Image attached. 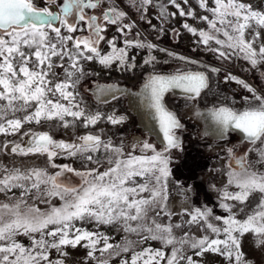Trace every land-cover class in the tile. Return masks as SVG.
Returning a JSON list of instances; mask_svg holds the SVG:
<instances>
[{"label":"snow or ice","instance_id":"obj_1","mask_svg":"<svg viewBox=\"0 0 264 264\" xmlns=\"http://www.w3.org/2000/svg\"><path fill=\"white\" fill-rule=\"evenodd\" d=\"M122 2L40 0L38 4L37 0H0V134L15 135L25 123L58 121L68 128L74 126V121H81L82 126L88 128L101 121L99 112H86L76 99V86L85 75L81 61L95 60L105 67L118 63L124 67L129 47L149 50L155 47L128 39L135 22H127V11L120 7ZM182 2L188 4L189 0ZM197 2L199 8L212 16V19L198 17L211 29L198 32L199 43L209 46L214 41L219 47H209V50L217 53L218 58L242 55L253 68L264 64V8H254L242 0H212L214 6L211 7L209 0ZM128 3L144 19L153 0H128ZM168 3L177 9L167 14L172 18L177 14L196 18L193 11H186L177 0H168ZM160 8L163 21L166 12L163 5ZM108 26L116 27V32L124 38V47L116 46L117 37L106 40ZM183 28L197 35V29L187 23ZM77 32L85 34L77 36ZM102 41L108 44L110 52L102 53ZM178 59L186 64L195 63L185 57ZM154 61L155 57H149L144 63ZM219 71L206 67L203 71L148 77L142 98L148 102L147 107L153 113L151 119L157 122L164 141L162 151H157L147 141L142 143L141 151H151L150 156L129 154L124 158L121 148H114L111 141L105 142L91 133L64 142L54 140L47 133L24 132L23 135L29 136L28 147L14 143L10 148L12 154H42L51 162L62 152L92 162L96 167L80 172L69 165L53 163L51 166L61 171L49 174L44 169L0 166V193L7 195L13 189H21L14 202L0 203V264H64L62 259L53 261L51 251L65 257L68 255L65 249L77 246L87 249V258L96 264H110L112 258L129 253L120 264H199L193 256L202 257L205 253L220 255L228 264H247L241 239L251 234L257 245L264 247V172L256 169L246 153L236 161L239 171L233 169L228 173V185H235L237 190H223L219 206L228 213L226 217L214 216L212 209L207 207L184 209L179 213L181 221L173 223L171 218L177 213L171 211L167 203L171 171L165 153L179 147L175 130L182 125L165 107V94L179 90L187 99L195 100L210 88V74ZM228 79L240 84L251 97H243L246 107L242 111L227 106L214 107L210 110L211 118L224 134L229 130L242 133L243 139L253 146L249 151H255L257 162L264 165V94L236 77L226 76L225 80ZM123 119L107 117L112 124H119ZM0 147L8 149L9 142ZM101 150L108 163L102 172L99 171L101 158L93 155ZM63 172L79 176L81 184L72 187L62 184L59 177ZM29 195L45 203L49 202L46 197H59L63 204L41 212L24 199ZM8 199L12 201L13 197ZM223 201L246 205L249 211L243 219H237L233 213L235 205ZM185 216L189 218L184 219ZM163 218H167V222ZM76 221L94 223L98 227L115 226L125 236L122 242L111 243L110 236L77 227ZM193 226L205 234L195 236L184 230ZM177 230H183V234L177 235ZM133 235L136 240L129 239ZM20 236L27 237L30 243L20 242ZM148 241H158L161 247H143ZM166 248L170 253L164 251ZM189 250L192 255L187 254Z\"/></svg>","mask_w":264,"mask_h":264},{"label":"rangeland","instance_id":"obj_2","mask_svg":"<svg viewBox=\"0 0 264 264\" xmlns=\"http://www.w3.org/2000/svg\"><path fill=\"white\" fill-rule=\"evenodd\" d=\"M242 2L252 4L257 9L264 8V0H242ZM37 3L39 4L40 0H37ZM177 3H180L186 11H193L196 18L192 16L180 17L178 14L172 18L167 14L177 12V9L168 3V0H153V5L149 6L145 18L141 19L140 13L129 5L128 0H123L120 7L122 10L127 11V22H135V27L129 33L128 39L151 43L155 47L151 50L129 47L127 49V64L124 67L119 66L118 63H113L111 67H105L95 60L81 61L85 75L76 86L75 91L78 92L76 99L86 112H99L102 116L101 121L96 125H90L88 128H84L81 121H74V126L68 128H64L58 121H42L40 124L35 122L25 123L20 132L15 135L5 136L0 134V145L9 142L8 149L0 147V166L44 169L49 174L61 171L60 168H53L51 166L53 163L61 166L69 165L80 172L96 167V164L92 162L84 161L78 157H69L62 152L51 162L48 161L46 155L42 154H29L26 156L12 154L10 148L14 143H20L23 147H28L29 136L23 135L24 132L47 133L54 140L64 142H72L75 136L86 133L99 135L105 142L111 141L114 148H121L124 152V158H127L129 154L133 156L152 155L151 151H141V145L145 141L153 144L157 151H162L164 146L160 145L142 124L141 118L136 112L133 98L128 93L113 96L109 88L113 84H118L137 92L151 75L175 74L181 71H203L206 67H214L220 69V71L210 74V88L205 89L200 97L189 100L184 96L179 97L170 93L164 99L168 109L176 113L182 125L181 128L175 130V135L182 139L179 147L172 148L165 153L171 171L167 182V203L169 206L172 197L180 202L178 203L180 206L170 209L177 213L171 218L173 223L181 221L179 213L183 212L184 209L191 211L194 208L203 209L207 207L212 209L214 216L226 217L228 213L219 206L222 199L216 192L223 188H227L229 192L237 190L235 185H228L227 180L229 171L233 169L239 171L236 163L237 159L246 153L247 159L255 164L257 170L264 172V165L257 162L258 155L255 151H249L253 146L243 139L241 133L237 131L228 132L229 134H226L223 137L224 139L215 138L212 126L214 122L208 118L207 111L219 106L231 107L238 111H242L246 107L243 97L250 98L251 93L234 80L228 79L226 81V76L236 77L254 88L259 94H264V64H258L257 67L253 68L248 61L242 58V55H232L230 59L218 58L217 53L209 50V47H219L214 41L210 42L209 46L199 43L198 32L200 30L211 31V29L206 21L200 20L198 17L208 16L209 19H212L211 13L199 8L197 0H189L188 4H183L182 0H177ZM161 5L164 6L166 12V18L163 21L159 15ZM209 6H214L212 0H209ZM185 23L197 29V35H193L184 29L183 24ZM83 34L85 33H75L77 36ZM105 35L106 40L117 37L116 46L118 48L124 47V38L116 32L115 26H108ZM220 38L223 39V37ZM100 49L102 53L111 51L105 41L100 43ZM160 49L167 51H161ZM168 52L175 55L169 56ZM149 57H155V61L145 64L144 61ZM178 57H185L195 63L186 64ZM62 76L63 73H61ZM106 92L110 93L108 94L110 97L103 99L102 97ZM62 102L67 103L66 101ZM110 115L116 118L123 117L124 119L119 124H112L107 120ZM66 119L72 120L71 117ZM229 150H231V153ZM93 155L101 158L102 165L99 171H104L108 167V163L104 159L105 153L103 150ZM230 165L231 167H229ZM224 179L226 180L222 182ZM59 182L70 187L79 186L81 178L74 173L63 172L59 177ZM219 182L223 183H221L222 188L217 186L220 184ZM174 189L177 190L174 191ZM178 189L181 193L182 191L187 193L179 194L180 192L177 193ZM20 193L21 189L18 188L13 189L7 195L0 193V203H12L15 198L20 196ZM8 197H13V200L10 201ZM24 199L28 201V204L38 207L41 212H48L51 207H60L63 204L59 197H46L45 199L49 200L48 203L35 199L33 195L26 196ZM223 202L231 204L228 201ZM253 207H255V204H253ZM241 208H244V211H240ZM247 211L249 209L246 205L236 204L233 208V213L237 219H243ZM188 218L187 216L184 217V219ZM163 220L167 222V218H163ZM213 223L218 222L213 221ZM76 226L108 235L112 238L111 243L122 242L125 236V233L118 232L115 226L102 225L98 227L94 223L81 221H76ZM184 230L191 231L195 236L205 234L203 231H197L196 226ZM182 234L183 230H177V235ZM129 239L136 240L137 237L133 235L129 236ZM18 240L25 245L30 243L25 236L18 237ZM143 247L155 249L160 248L161 244L158 241H148ZM241 250L247 264H264V247L258 246L255 237L251 234H246L241 239ZM65 251L68 255L59 257L55 250H52L50 258L53 261L62 259L64 264H96L94 260L87 258L86 253L88 250L81 246L69 247ZM164 251L170 253L169 248L164 249ZM187 254L192 255V251L189 250ZM129 256L130 253L114 257L111 259L110 264H120L121 259H126ZM193 259L197 260L199 264H228L224 257L213 253H205L202 257L193 256Z\"/></svg>","mask_w":264,"mask_h":264},{"label":"bare ground","instance_id":"obj_3","mask_svg":"<svg viewBox=\"0 0 264 264\" xmlns=\"http://www.w3.org/2000/svg\"><path fill=\"white\" fill-rule=\"evenodd\" d=\"M176 74V73H175ZM169 75H173V74H165L164 76H169ZM116 85H118V84H115V85H113V86H115V87H113V88H109L110 89V93L111 94H113V96H119V95H121V94H125L126 92H124V91H122V89H123V87H118V86H116ZM125 89H127L128 90V94L130 95V97H132L133 98V100H134V104H135V108H136V112L138 113V115L140 116V118H141V122H143L142 124L144 125V127L146 128V129H148L154 136H155V138L157 139V141H159V143H161L163 146H164V141H163V137H162V134L159 132V129H158V124H157V122L156 121H154V120H152L151 119V116H152V110H150L148 107H147V101L146 100H144L142 97H143V90L140 92V90L139 91H137V92H134L133 90H129L127 87H124ZM108 92H106L105 94H107ZM170 93H173V94H175V95H178L179 97H186L185 96V94L184 93H182V92H180L179 90H176V91H172V92H168V93H166L165 94V97L167 96V94H170ZM104 94V95H105ZM165 97H164V99H165ZM143 103V104H142ZM144 105V106H142L141 107V105ZM164 105H165V107L168 109V107L166 106V104H165V102H164ZM134 109V108H133ZM195 109V108H194ZM193 109V110H194ZM200 109V108H199ZM135 110V109H134ZM206 110V109H205ZM168 111H170L169 109H168ZM170 112H172L174 115H176V113L175 112H173V111H170ZM209 111H207V116H208V118H210V120L212 121V122H214L213 124H212V126H213V129H214V131L213 132H215V133H217L218 131H219V127H218V125L216 124V122L211 118V115H210V113H208ZM176 117H177V115H176ZM178 118V117H177ZM144 122H146V123H150L149 125H146ZM204 127V126H203ZM222 131V130H221ZM237 132H239V131H237ZM240 133V132H239ZM224 134V133H223ZM227 135L229 134L228 132L226 133ZM242 134V133H241ZM225 136V134L223 135V137ZM242 136H243V134H242ZM177 137V136H176ZM223 137H221V139L223 138ZM217 138H219V137H217ZM177 139H178V144H180L181 143V141H182V139L180 138V137H177ZM220 139V138H219ZM224 139V138H223ZM169 185H170V183H169ZM172 188H174V186H172ZM175 190H177V189H174V191ZM173 191V190H172ZM173 191V192H174ZM180 192V193H179ZM185 191H182V193H181V191H179V189H178V192L177 193H179V194H186V193H184ZM185 202V201H184ZM178 203H180L179 202V200L178 199H176V198H174V197H172V199L170 200V203H169V209H171V208H176V207H178V206H180ZM186 204V203H185Z\"/></svg>","mask_w":264,"mask_h":264},{"label":"flooded vegetation","instance_id":"obj_4","mask_svg":"<svg viewBox=\"0 0 264 264\" xmlns=\"http://www.w3.org/2000/svg\"><path fill=\"white\" fill-rule=\"evenodd\" d=\"M113 85H115V84H113ZM116 86H118V87H123V89H122V91H124V92H126V93H128V90L127 89H125L124 87L125 86H123V85H116ZM113 87H115V86H112L111 88H113ZM108 94H110V93H107V94H105V95H103L104 97H102L103 99H107V98H109L110 97V95L108 96ZM143 104V103H142ZM141 105V104H140ZM142 106H144V105H141V107ZM208 113H210V111L208 112ZM143 123V122H142ZM146 125H149L150 123H146V122H144ZM219 127V126H218ZM223 132L221 131V129H220V127H219V131L217 132V133H215V132H213V136L215 137V138H217V137H219L220 139H221V137H223ZM157 140V139H156ZM160 145H162V144H160Z\"/></svg>","mask_w":264,"mask_h":264},{"label":"crops","instance_id":"obj_5","mask_svg":"<svg viewBox=\"0 0 264 264\" xmlns=\"http://www.w3.org/2000/svg\"><path fill=\"white\" fill-rule=\"evenodd\" d=\"M229 179V177L227 178V180ZM226 179H224V180H222V182H224ZM222 182H219L220 184H218L217 186H219V187H221V183ZM223 184V183H222ZM222 188V187H221ZM225 188H223L222 190H220V191H217L216 193H217V195L222 199V195H223V190H224ZM222 201V200H221ZM228 202H230L231 204H237L236 202H234V201H228ZM239 219V218H238Z\"/></svg>","mask_w":264,"mask_h":264},{"label":"water","instance_id":"obj_6","mask_svg":"<svg viewBox=\"0 0 264 264\" xmlns=\"http://www.w3.org/2000/svg\"><path fill=\"white\" fill-rule=\"evenodd\" d=\"M144 86V85H143ZM143 86H142V88L140 89V92L143 90ZM148 130V129H147ZM234 131H236V130H229L228 132H234ZM148 132L151 134V135H153L149 130H148ZM226 135V134H225ZM154 136V135H153ZM155 137V136H154ZM29 140V139H28ZM159 142V141H158ZM77 143H79V141L77 142ZM161 144V143H160Z\"/></svg>","mask_w":264,"mask_h":264}]
</instances>
